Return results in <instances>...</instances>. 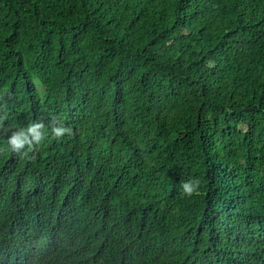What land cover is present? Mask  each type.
Here are the masks:
<instances>
[{"label":"trees","instance_id":"16d2710c","mask_svg":"<svg viewBox=\"0 0 264 264\" xmlns=\"http://www.w3.org/2000/svg\"><path fill=\"white\" fill-rule=\"evenodd\" d=\"M0 264H264V0H0Z\"/></svg>","mask_w":264,"mask_h":264},{"label":"clouds","instance_id":"9594fccd","mask_svg":"<svg viewBox=\"0 0 264 264\" xmlns=\"http://www.w3.org/2000/svg\"><path fill=\"white\" fill-rule=\"evenodd\" d=\"M199 181L197 180V182H196V187H193L192 185H191V183H185L184 185H183V194L184 195H186V196H189V197H191L192 195H194L195 193H197V191H198V187H199ZM26 235V233L25 234H23V233H19V232H17L16 233V237H17V239L15 240V238L13 237V236H11V240L14 242V243H16V242H18V246L21 244V242L23 241V237Z\"/></svg>","mask_w":264,"mask_h":264}]
</instances>
